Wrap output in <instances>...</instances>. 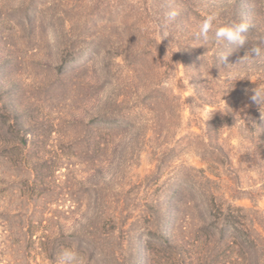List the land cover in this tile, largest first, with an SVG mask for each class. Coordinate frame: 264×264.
Here are the masks:
<instances>
[{
    "label": "rangeland",
    "instance_id": "rangeland-1",
    "mask_svg": "<svg viewBox=\"0 0 264 264\" xmlns=\"http://www.w3.org/2000/svg\"><path fill=\"white\" fill-rule=\"evenodd\" d=\"M234 1L0 0V264H264V37H216Z\"/></svg>",
    "mask_w": 264,
    "mask_h": 264
},
{
    "label": "clouds",
    "instance_id": "clouds-1",
    "mask_svg": "<svg viewBox=\"0 0 264 264\" xmlns=\"http://www.w3.org/2000/svg\"><path fill=\"white\" fill-rule=\"evenodd\" d=\"M178 15L175 9L168 10L165 13L166 20L171 23L175 20L176 16ZM216 21L215 14H209L207 17L204 18L200 25V31L203 34H207L210 29L213 28L214 22ZM248 31V24L246 22H234L232 24H227L221 26L216 29L215 35L217 38L222 39L224 41L230 43L236 42H243L242 34ZM168 35L167 32L163 33V37ZM252 51L257 53L258 55L262 54V49L258 46H253ZM238 74H233L232 79H237ZM252 99L258 103L256 95L252 97ZM211 115L209 109L207 107H203L200 112V116L207 119ZM59 264H82V261L78 259V254L72 250L71 248H66L63 250L61 257L59 259Z\"/></svg>",
    "mask_w": 264,
    "mask_h": 264
},
{
    "label": "trees",
    "instance_id": "trees-1",
    "mask_svg": "<svg viewBox=\"0 0 264 264\" xmlns=\"http://www.w3.org/2000/svg\"><path fill=\"white\" fill-rule=\"evenodd\" d=\"M254 1L255 0H250V2H253V6H252V8H250L251 10L248 12V15L251 17V21L248 24V31H247L249 35L245 36V38H244L245 34L244 33L242 34V39H243L242 43L245 46L251 44L250 42L252 41V37L254 38V36L255 37H261V38L264 37V32H262L263 28L258 27V24H257L258 20H257V18L255 19L256 14L258 15L259 11L258 10L256 11V9L258 8V4L255 2V5H254ZM241 5H242L241 0H235L232 6L234 7L235 11L237 12L236 16L238 15L240 20L242 22H244L243 12L238 14L239 9L241 11ZM258 33H260V34L258 35ZM238 43L240 44V42H236L235 44H238ZM206 209H207L206 211L209 212L210 206H208V208H206ZM228 217H230V216L228 214H226L225 218L223 219V222L221 225V230H220L221 234L222 233L227 234L228 232L237 229V228H235V226L230 225V221L228 220L229 219ZM163 220H164L163 212H161L158 209V211L154 214V219H153L154 226L152 228H145L144 230H142V232H140V235L143 236L142 238L145 239V238L149 237L152 242L156 241L155 243H159V245H162V246L167 245L170 242V238H167V236L164 234L163 224H162ZM110 222L111 221L106 218L105 221L103 222L104 226ZM115 226L116 225L113 226L114 228L110 232L109 238H113L111 236H114L118 232V230H120V231L122 230V228H121L122 225L119 228H117L118 226H116V227ZM106 240H108V239H106Z\"/></svg>",
    "mask_w": 264,
    "mask_h": 264
}]
</instances>
